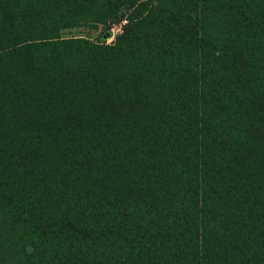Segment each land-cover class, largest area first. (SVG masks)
Masks as SVG:
<instances>
[{"label": "trees", "instance_id": "16d2710c", "mask_svg": "<svg viewBox=\"0 0 264 264\" xmlns=\"http://www.w3.org/2000/svg\"><path fill=\"white\" fill-rule=\"evenodd\" d=\"M0 264H264V0H0Z\"/></svg>", "mask_w": 264, "mask_h": 264}, {"label": "rangeland", "instance_id": "374dc122", "mask_svg": "<svg viewBox=\"0 0 264 264\" xmlns=\"http://www.w3.org/2000/svg\"><path fill=\"white\" fill-rule=\"evenodd\" d=\"M124 21H119L116 19L112 22L109 29L105 26L99 25L97 27L80 26L75 29L66 30L65 35H81L91 39L106 41L107 43H112L115 40L117 34L122 32V26L124 25Z\"/></svg>", "mask_w": 264, "mask_h": 264}, {"label": "built area", "instance_id": "2783aa9c", "mask_svg": "<svg viewBox=\"0 0 264 264\" xmlns=\"http://www.w3.org/2000/svg\"><path fill=\"white\" fill-rule=\"evenodd\" d=\"M125 22V21H124Z\"/></svg>", "mask_w": 264, "mask_h": 264}]
</instances>
